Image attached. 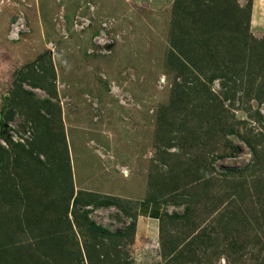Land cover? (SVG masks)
Returning a JSON list of instances; mask_svg holds the SVG:
<instances>
[{
    "label": "rangeland",
    "instance_id": "rangeland-1",
    "mask_svg": "<svg viewBox=\"0 0 264 264\" xmlns=\"http://www.w3.org/2000/svg\"><path fill=\"white\" fill-rule=\"evenodd\" d=\"M174 1L1 0L0 5L9 7L10 14L5 24L4 41H0V111L4 108L2 96L7 94L11 86L14 71L46 52L50 55L56 75V96L50 99L60 107L59 116L52 115V130L60 136L64 133L74 191L127 196L122 197V205L129 214L115 206L93 207L89 214L91 219L113 231L129 225L141 198H157L153 178L161 179L162 174L168 181L164 185L169 186L174 182L171 177H167L170 168L176 170L174 175L177 176L181 168H187L186 165L195 167V159L205 164V170L208 171L196 184L202 189L198 190L197 203L194 204L192 199L189 202L203 220L197 226L198 229L212 221L211 225L217 226L215 218L208 221L212 216L208 218L205 213L211 205L217 208L214 215L226 209H243L248 222L245 223L247 228L244 223L238 226L241 231L239 239L244 242L241 248H228L222 254L211 256V246L200 247L191 260L190 254H186L179 263L264 264V191L262 195L255 191L251 180L260 175L258 171L249 174V168L246 167L252 160V150L247 142L264 153V103L259 102L254 94L245 95L243 86L247 77L243 76V80L235 78L237 85L234 92L225 96L227 93L222 88L220 78L207 83L206 77L195 69V77L206 83L209 91L194 85L200 91L189 94L194 101H190L192 103L177 115L175 123L183 133L175 130L180 136L174 138L173 146L166 150V147L159 148L155 142L160 106L168 103L173 82H182L184 78L168 62ZM235 1L238 6L245 7L249 0ZM250 1L249 29L253 36L260 38L264 35V0ZM84 18L90 22H85ZM17 21L20 26L16 31L11 26L13 24L14 27ZM8 39L13 41L8 42ZM32 90L38 99L49 96L43 89ZM211 95L220 100L228 111L226 119L232 125V132L209 129L204 134L203 130L208 129L207 123L203 121L200 124L199 107L194 102L198 104L205 96ZM10 109L6 108L2 113L3 120L7 122L4 126L8 128L0 137V144L7 143L12 127L25 129L29 126L34 140L38 134L34 121L27 119L24 111ZM256 110L262 111L260 119L252 115ZM46 116L51 117L49 113ZM194 124L199 128L193 133L191 129ZM38 157L46 161L43 152ZM176 159H179L180 164L173 166V169ZM227 168L242 170V174L224 177L221 173ZM11 173L15 180L7 181L6 186L22 185L28 189L29 200L41 196V189L37 186L40 170L21 174L18 168L5 166L3 179L7 180ZM189 175L190 171L188 178ZM205 181L207 184L203 185ZM18 193L20 199L24 191ZM170 195L160 197L167 204V211L173 208V211L182 212L185 203H174ZM24 204L17 206V209L14 206L9 208L24 215ZM42 215L51 226L53 213L48 211ZM168 228L179 237L182 235L178 225ZM3 230L0 225V237ZM8 232L17 236L20 245L25 247L34 239L27 229H24L23 234H18L14 224L10 225ZM57 234L63 235L67 248L72 237L83 251V241H87V237L81 227L74 226L72 231ZM145 239L148 241L141 239L136 243L134 236L132 242H122L117 238L105 239L103 242L106 241L107 246H110L117 241L114 249L119 252L116 259L120 260L119 264H163L164 259L160 260L159 238ZM103 242L100 246L104 245ZM3 243L0 240V245L5 246ZM12 246L7 245L9 249ZM117 261H112V264ZM69 262L63 260L64 264Z\"/></svg>",
    "mask_w": 264,
    "mask_h": 264
},
{
    "label": "trees",
    "instance_id": "trees-1",
    "mask_svg": "<svg viewBox=\"0 0 264 264\" xmlns=\"http://www.w3.org/2000/svg\"><path fill=\"white\" fill-rule=\"evenodd\" d=\"M173 7L172 30L167 52L168 62L177 74L184 75V78L182 82H173L169 101L160 106L156 118L155 142L159 148L166 147V150L173 146L174 138L180 136L175 132V130L180 131L175 121L180 111L194 101L189 94L200 91L195 86L209 89L206 83L195 77L197 76L194 73L195 69L206 77L207 83L220 78L222 88L227 93L224 92L225 96L234 92L237 85L235 78L243 80V76H246V83L243 86L245 95L254 94L259 102H264V35L256 38L249 29L251 1L249 0L245 7H240L235 0H175ZM49 57V54L43 52L16 69L7 94L2 96L4 107L2 110L7 108L10 111L12 107L14 111H24L27 119L34 121V128L37 129L38 134L34 140L33 137L30 141L27 139L26 144L13 142L9 138L7 147L0 144V218L3 216L0 225L4 228L0 240H3L5 244V246L0 245V264H64L63 260H69L67 264H112V261H117L119 257L118 250L114 249L117 241L110 246L103 241L117 238L122 242L125 240L132 242L135 217L133 216L134 219L129 225L113 231L97 224L89 214L93 207L110 206H115L123 213L129 214L122 205L123 199L88 190L74 191L64 133L60 136L52 130V115L59 116L60 107L57 102L54 103L50 99L51 96H56V75ZM208 66L210 67L207 70ZM189 81H194V84L190 85ZM35 88L45 90L49 96L36 98L32 90ZM190 101L192 102L189 103ZM194 104L199 107L200 124L202 125L203 121L207 123L208 129L203 130L204 134L209 129L217 132L224 130L232 132V125L226 119L228 111L215 96H205L198 104L196 102ZM42 109H44L43 113ZM3 111H0V137L8 128L4 126L7 122L2 118ZM253 112L252 115L255 118L262 117L260 110ZM46 113H49L51 117L48 118ZM30 126L32 127L31 123ZM197 127L199 128L194 124L191 132L194 133ZM247 143L252 150V160L246 167L249 168V174L258 171L260 176L252 179L251 182L255 191L262 195L264 153L254 144ZM188 145L191 146L189 143ZM42 152L46 161L38 157V154ZM179 164V159L174 160L172 168L175 169L174 167ZM193 164L195 167L186 165L187 168H181L177 176L174 175L176 170L170 168L167 177H171L174 182L169 186L164 185L168 181L162 174L161 179L153 178L156 183V194L161 197L171 194L170 197L174 203H185L182 212L172 211L167 214V219L172 221L171 224L178 225L181 229L183 241H180L177 234L169 231L166 224L162 230L159 229V252L165 258V264H182L179 260L186 254H190L191 260L200 247L211 246V256H215L226 252L225 249L236 250L244 244L243 240L239 239L241 231L238 226L244 223V227L247 228L245 223L248 221L245 211L240 208L237 211L226 209L214 215L217 208L216 206L212 208L211 205L205 213L208 218L212 216L208 221L215 218L217 226L211 225L212 221L206 227L198 229L197 226L203 220L197 216L193 205L189 202L192 199L194 204L197 203L198 190L202 189H199L196 184L203 176H206L208 171L205 170L207 167L205 164L195 159ZM5 166H14L21 171V174L40 170L37 186L41 189V196L29 200L26 191L28 189L23 188L22 185L11 183L16 188L6 186L7 181L14 182L15 178L11 173L7 180L3 179ZM237 173L242 174V170L227 168L221 175L233 177ZM159 179L160 183H158ZM206 184L207 181L203 183V185ZM18 191H24L20 199H18L20 196ZM24 201H26L25 204ZM23 204L24 215H20L18 210L15 213L9 208L14 206L17 209V206ZM48 211L54 215L51 221L53 227L49 226L42 215ZM203 219L206 218L203 216ZM11 224H14V230L18 234H23L24 229H27L28 233L34 236L33 241L26 247L20 245L18 237L8 232ZM74 226L81 227L84 236L87 237V241H83V251L78 246V241L72 237L69 239L68 249L66 242L62 239L63 235L57 234L61 231H72ZM220 231L222 233L218 234ZM102 242L104 245L100 246ZM8 244L13 245L11 249L7 247ZM184 244L187 245L183 247ZM10 250L11 254H9ZM53 253L54 255L51 256ZM119 261L116 264H119Z\"/></svg>",
    "mask_w": 264,
    "mask_h": 264
},
{
    "label": "crops",
    "instance_id": "crops-1",
    "mask_svg": "<svg viewBox=\"0 0 264 264\" xmlns=\"http://www.w3.org/2000/svg\"><path fill=\"white\" fill-rule=\"evenodd\" d=\"M125 1L127 2V0ZM8 14H10L9 7L0 5V17H1L0 23H2L0 25V41H4V37L6 35V33L4 34V30H5V24L7 23V20H8ZM6 31H7V28H6ZM7 41L11 42L13 40L8 39ZM104 195H109V194H104ZM110 195L119 197L121 199H123L122 197H127L124 195H120L119 193H115L113 195L110 194ZM160 197L161 195L160 196L158 195L155 200H152L151 198L148 199V197L146 196L139 200V203L136 207V213H135L134 236H135L136 243H138L141 239L148 241L145 238L158 239L159 229L162 230L165 224L167 227H170V228L174 226V225H171L172 221L170 222V220L167 219V214L172 213L173 208L170 211H167V208H166L167 204H165V202H163ZM128 198H132V197H128ZM182 237L183 235L179 237L181 242L183 241V239H181ZM162 258L163 257L161 256V252H160V260ZM163 259H164L163 264H165V258Z\"/></svg>",
    "mask_w": 264,
    "mask_h": 264
},
{
    "label": "built area",
    "instance_id": "built-area-1",
    "mask_svg": "<svg viewBox=\"0 0 264 264\" xmlns=\"http://www.w3.org/2000/svg\"><path fill=\"white\" fill-rule=\"evenodd\" d=\"M83 20H85V22H90V20L88 18H84ZM84 22V21H83ZM87 24V23H85ZM20 26V24L17 22H15V25L13 27V24L11 26V29H15L16 31L18 30V27ZM103 26H105V24L103 23ZM264 103V102H263ZM264 109V107H263ZM261 111V110H260ZM262 112V111H261ZM29 126L26 127L25 129H21L19 127H12L10 128L9 130V139H11L13 142H21V143H24L26 144V140H30L32 138V135H31V131H29ZM21 130H26L25 133H23ZM30 134V135H29ZM30 138V139H29ZM3 145V144H2ZM5 147L8 146L7 143L4 144ZM3 145V146H4Z\"/></svg>",
    "mask_w": 264,
    "mask_h": 264
},
{
    "label": "clouds",
    "instance_id": "clouds-1",
    "mask_svg": "<svg viewBox=\"0 0 264 264\" xmlns=\"http://www.w3.org/2000/svg\"><path fill=\"white\" fill-rule=\"evenodd\" d=\"M226 262H223V264H225Z\"/></svg>",
    "mask_w": 264,
    "mask_h": 264
}]
</instances>
